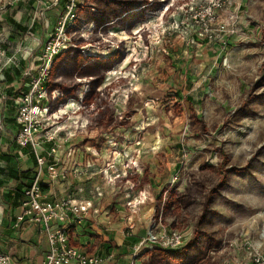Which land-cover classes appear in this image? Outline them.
Wrapping results in <instances>:
<instances>
[{"label":"rangeland","instance_id":"1","mask_svg":"<svg viewBox=\"0 0 264 264\" xmlns=\"http://www.w3.org/2000/svg\"><path fill=\"white\" fill-rule=\"evenodd\" d=\"M218 2L77 0L52 67L37 139L58 162L54 190L88 179L127 264H250L264 251V0ZM65 12L64 0H0L4 180L26 179L25 155L35 168L16 100ZM139 230L183 243L134 255Z\"/></svg>","mask_w":264,"mask_h":264},{"label":"built area","instance_id":"2","mask_svg":"<svg viewBox=\"0 0 264 264\" xmlns=\"http://www.w3.org/2000/svg\"><path fill=\"white\" fill-rule=\"evenodd\" d=\"M65 4V14L58 19L55 33L50 34L44 44L37 73L30 77L26 84V92L22 91L16 100L18 112L16 122L19 126L16 143L19 148L31 147L35 152L36 161L32 179L23 188L22 211L17 216V222L28 221L43 225L50 244L43 264H103L107 261V256L87 254L71 244L69 229L71 225L82 221L84 214L91 206L90 203L72 199L49 200L43 192L45 174H48L51 179L56 178L58 174V162H48L37 135L44 123L43 113L48 110L45 107L48 98L46 88L50 83L51 70L57 56L67 47L68 28L75 18L77 0H67ZM43 137L45 142H51L54 139L49 132H45ZM50 149L51 152H55V146ZM154 232L150 231L146 237L134 245V255L144 246L175 249L183 243V236L178 231L163 232L159 235ZM10 260L9 255L0 252V264H9ZM250 264H264V251L255 249L251 253Z\"/></svg>","mask_w":264,"mask_h":264},{"label":"crops","instance_id":"3","mask_svg":"<svg viewBox=\"0 0 264 264\" xmlns=\"http://www.w3.org/2000/svg\"><path fill=\"white\" fill-rule=\"evenodd\" d=\"M23 157L24 155H22V159ZM25 159L26 165L21 168V172L19 168V173L26 176L25 180L0 178V188L5 186L4 189H6L5 191L0 189V252L10 256L9 264H43L50 249L43 225L28 221L17 222V216L22 211V197L18 194L17 189L20 185L27 183L32 174L31 172L29 175L27 171L34 167L33 163L30 165L31 159L26 155ZM16 175L19 176L17 173ZM44 178L43 192L47 199H72L91 205L82 221L79 224L71 225V229H69L71 244L87 254L107 256L109 260L107 259L103 264H127L130 258L127 249L130 250V246L122 245L124 241L122 234L118 233L115 236L116 223L110 220L111 214L107 211L106 206L100 205L98 202L94 205L93 189L83 182L88 179L80 178L82 183L78 182L79 186L75 188L74 193L64 192L59 196L56 195L53 182L48 174H45ZM23 187L21 186V188ZM5 192L6 195H4ZM129 227L133 229L135 224H130ZM148 234L149 231L146 233L144 230L137 231L135 244Z\"/></svg>","mask_w":264,"mask_h":264},{"label":"trees","instance_id":"4","mask_svg":"<svg viewBox=\"0 0 264 264\" xmlns=\"http://www.w3.org/2000/svg\"><path fill=\"white\" fill-rule=\"evenodd\" d=\"M64 1H65V3H66L67 0H64ZM11 21L15 22L12 18H11ZM35 166H36V161H35ZM34 169H35V168H34ZM27 172H29V171H27ZM31 172H32V174L30 175V178L28 179L27 183H25V185H20V186L18 187V189H17L18 194H19L21 197H22V195H23V194H22V192H23V188H24L25 186H27L29 180L32 179V176H33V174H34V170L31 171ZM21 186H24V187L21 188Z\"/></svg>","mask_w":264,"mask_h":264}]
</instances>
